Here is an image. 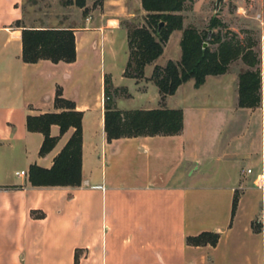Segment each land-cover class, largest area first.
<instances>
[{
  "label": "crops",
  "instance_id": "0c3cea01",
  "mask_svg": "<svg viewBox=\"0 0 264 264\" xmlns=\"http://www.w3.org/2000/svg\"><path fill=\"white\" fill-rule=\"evenodd\" d=\"M26 2L0 0V264H264V102L238 107L240 70L207 76L198 88L191 79L161 104L153 70L179 61L181 50H163L140 80L124 76L121 22L145 13L140 0H101L73 31V63H24L23 28H73L24 21ZM260 58L264 68V50ZM105 76L125 94L114 97L116 109L181 110V133L108 142ZM57 90L82 113L81 184L34 187L29 167L49 169L74 131L51 126L58 141L40 156L44 137L26 128L27 116L62 111ZM128 229L134 239L120 242ZM203 232L218 234L217 244L187 243Z\"/></svg>",
  "mask_w": 264,
  "mask_h": 264
},
{
  "label": "trees",
  "instance_id": "16d2710c",
  "mask_svg": "<svg viewBox=\"0 0 264 264\" xmlns=\"http://www.w3.org/2000/svg\"><path fill=\"white\" fill-rule=\"evenodd\" d=\"M146 13V25L134 27L124 25L127 31L128 62L124 76L140 80L146 65L154 63L163 53L169 35L182 30L180 41L181 57L177 62L168 61L165 66H155L151 81L156 85L161 104L173 95L183 83L193 80L195 88L200 87L207 76H220L227 73L230 64L240 61L245 69L238 75V107L255 109L261 104L260 50L251 39L244 41L216 17L212 18L206 32L194 27L182 29L181 12L193 0H140ZM74 5L85 11V0H75ZM163 26L159 28V24ZM19 22H16L18 25ZM213 29H218L213 33ZM211 31V33H209ZM205 42L215 45L211 50ZM22 61L37 63L48 60L52 63L75 61V38L68 29H27L21 31ZM112 92L114 93L111 97ZM117 90L111 86L110 78H104V132L108 142L119 138L174 136L183 129L181 110L167 109L164 106L153 110H118L114 105ZM54 106L61 112L27 116L26 128L29 132L41 133L44 137L39 155L48 154L56 145L58 137L50 136V127H59L60 135L68 129L74 131L53 159L49 169L31 165L28 181L34 187H78L81 184V142L82 113L75 110L72 102L61 97L60 91L54 98ZM237 205L233 198L232 213ZM219 235L203 232L187 238L191 246H215Z\"/></svg>",
  "mask_w": 264,
  "mask_h": 264
},
{
  "label": "rangeland",
  "instance_id": "374dc122",
  "mask_svg": "<svg viewBox=\"0 0 264 264\" xmlns=\"http://www.w3.org/2000/svg\"><path fill=\"white\" fill-rule=\"evenodd\" d=\"M3 7L5 3L9 4V0H2ZM75 0H27L25 7L24 21L36 22L37 26L51 24H59L62 26L72 25V30L77 31L78 28L85 25V16L90 13L98 11L101 0H95L92 6L85 7L83 13L82 9L74 5ZM86 2V0H85ZM217 0H193L188 5V8L180 14L183 17L182 29L187 27H194L199 32H206L208 30L209 22L212 18H218L228 30L235 32L238 39L244 41L246 38H251L256 44L255 50H264V0H220L219 8L216 11ZM86 6V3H85ZM17 9H20L19 4ZM3 16L5 11H0ZM81 14V18H80ZM146 13L136 14L134 18L129 21H122L121 25H130L140 27L146 25ZM218 29H213L212 32L216 33ZM182 37V30H175L170 35L164 46V50H180V41ZM206 47L211 50L216 48L215 45L207 42ZM261 74V103L264 102V68L260 63ZM245 67L240 61L230 64L228 71L244 70ZM115 96H124L122 90H117ZM114 93L112 92L111 97ZM120 107H125L122 102L119 103ZM97 212L93 216L96 221H100L101 204H95ZM260 208V205H259ZM95 221V220H94ZM103 221V220H102ZM108 225L109 222H108ZM108 225L104 222L103 232H108ZM136 232L128 229L121 234L120 242L123 239L135 236ZM132 239V241H133ZM133 245V244H132ZM120 250L122 248H119ZM131 246L124 248L122 251L129 252Z\"/></svg>",
  "mask_w": 264,
  "mask_h": 264
},
{
  "label": "water",
  "instance_id": "95a60500",
  "mask_svg": "<svg viewBox=\"0 0 264 264\" xmlns=\"http://www.w3.org/2000/svg\"><path fill=\"white\" fill-rule=\"evenodd\" d=\"M219 2H220V0H217V2H216V11H217L218 8H219ZM162 26H163V23H160V24H159V28H161ZM209 33H211V31H210ZM204 47H206V43L204 44Z\"/></svg>",
  "mask_w": 264,
  "mask_h": 264
},
{
  "label": "built area",
  "instance_id": "2783aa9c",
  "mask_svg": "<svg viewBox=\"0 0 264 264\" xmlns=\"http://www.w3.org/2000/svg\"><path fill=\"white\" fill-rule=\"evenodd\" d=\"M20 175H25V173L22 171V172H20ZM261 189L263 190V187H261Z\"/></svg>",
  "mask_w": 264,
  "mask_h": 264
}]
</instances>
